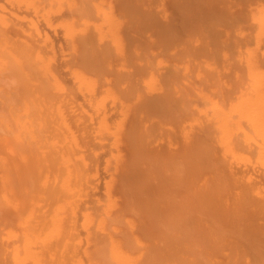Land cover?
I'll use <instances>...</instances> for the list:
<instances>
[{"label":"bare ground","instance_id":"6f19581e","mask_svg":"<svg viewBox=\"0 0 264 264\" xmlns=\"http://www.w3.org/2000/svg\"><path fill=\"white\" fill-rule=\"evenodd\" d=\"M0 264H264V0H0Z\"/></svg>","mask_w":264,"mask_h":264}]
</instances>
